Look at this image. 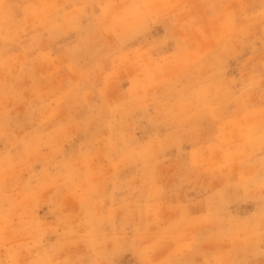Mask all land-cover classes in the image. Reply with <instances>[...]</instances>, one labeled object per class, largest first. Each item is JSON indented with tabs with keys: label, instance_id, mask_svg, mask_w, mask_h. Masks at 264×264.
Segmentation results:
<instances>
[{
	"label": "rangeland",
	"instance_id": "374dc122",
	"mask_svg": "<svg viewBox=\"0 0 264 264\" xmlns=\"http://www.w3.org/2000/svg\"><path fill=\"white\" fill-rule=\"evenodd\" d=\"M0 264H264V0H0Z\"/></svg>",
	"mask_w": 264,
	"mask_h": 264
}]
</instances>
